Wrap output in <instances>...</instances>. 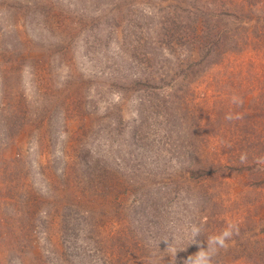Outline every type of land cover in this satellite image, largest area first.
<instances>
[{
  "label": "rangeland",
  "instance_id": "rangeland-1",
  "mask_svg": "<svg viewBox=\"0 0 264 264\" xmlns=\"http://www.w3.org/2000/svg\"><path fill=\"white\" fill-rule=\"evenodd\" d=\"M202 250L264 264V0H0V264Z\"/></svg>",
  "mask_w": 264,
  "mask_h": 264
},
{
  "label": "clouds",
  "instance_id": "clouds-1",
  "mask_svg": "<svg viewBox=\"0 0 264 264\" xmlns=\"http://www.w3.org/2000/svg\"><path fill=\"white\" fill-rule=\"evenodd\" d=\"M191 232L192 236L196 237L199 233V229L193 227ZM230 235L231 233L229 231H224L220 235L213 237L211 243L213 245H218L219 247H224ZM173 252H175V249H173ZM211 255L212 250H202L197 254L195 260L190 262V264H211Z\"/></svg>",
  "mask_w": 264,
  "mask_h": 264
},
{
  "label": "trees",
  "instance_id": "trees-1",
  "mask_svg": "<svg viewBox=\"0 0 264 264\" xmlns=\"http://www.w3.org/2000/svg\"><path fill=\"white\" fill-rule=\"evenodd\" d=\"M250 168H251L250 166H246L245 164L244 166H241V167H234V169H239V170H247ZM205 172H208V170H205Z\"/></svg>",
  "mask_w": 264,
  "mask_h": 264
}]
</instances>
